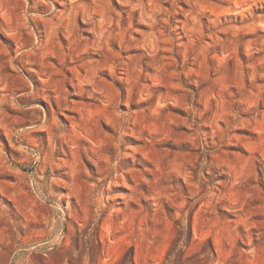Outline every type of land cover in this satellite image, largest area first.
<instances>
[{
    "label": "rangeland",
    "instance_id": "374dc122",
    "mask_svg": "<svg viewBox=\"0 0 264 264\" xmlns=\"http://www.w3.org/2000/svg\"><path fill=\"white\" fill-rule=\"evenodd\" d=\"M0 264H264V0H0Z\"/></svg>",
    "mask_w": 264,
    "mask_h": 264
}]
</instances>
